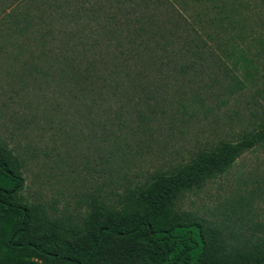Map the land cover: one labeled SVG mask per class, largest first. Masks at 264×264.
I'll use <instances>...</instances> for the list:
<instances>
[{
    "label": "rangeland",
    "instance_id": "374dc122",
    "mask_svg": "<svg viewBox=\"0 0 264 264\" xmlns=\"http://www.w3.org/2000/svg\"><path fill=\"white\" fill-rule=\"evenodd\" d=\"M175 3L195 49L180 58L181 40L165 46L154 38L156 47L146 41L157 49L150 58L152 50L134 45L139 56L119 57L126 76L112 91L91 95L87 83L58 76L61 55L76 52L61 49L59 38L78 30L72 19L88 20L74 15L63 26L76 1L0 0V148L21 162V200L50 220L77 223L91 198L110 207L146 175L264 128V0ZM102 5L100 16L111 11ZM86 35L81 40L91 42ZM176 208L250 242L261 237L264 143L186 192Z\"/></svg>",
    "mask_w": 264,
    "mask_h": 264
},
{
    "label": "trees",
    "instance_id": "16d2710c",
    "mask_svg": "<svg viewBox=\"0 0 264 264\" xmlns=\"http://www.w3.org/2000/svg\"><path fill=\"white\" fill-rule=\"evenodd\" d=\"M75 1L67 13L70 17L63 16V26L74 15L88 20L72 19L78 30L59 38L61 49L71 52L75 48L76 52L61 55L58 76L87 83L91 95L112 91L120 77L126 76L120 72L119 57L129 51L139 56L134 45L141 51L152 50L150 58L159 40L165 46H170V38L181 40L185 46L178 52L180 58L183 52H191L192 44L196 47L183 24L185 19L174 7L178 0H89L87 5L84 0ZM78 2L80 12L75 10ZM102 2H108L111 11L100 16ZM84 29L91 42L81 40ZM144 35L148 37L141 42ZM124 39L127 50L122 52L119 47ZM150 40L155 45L152 49L146 46ZM261 143L264 128L236 142L222 141L198 150L182 165L146 175L118 195L110 207L91 198L87 213L77 223L50 220L42 209L21 200V162L0 148V264H29L31 259L38 264H264V234L250 242L176 208L186 192L200 189L227 171L243 152Z\"/></svg>",
    "mask_w": 264,
    "mask_h": 264
}]
</instances>
